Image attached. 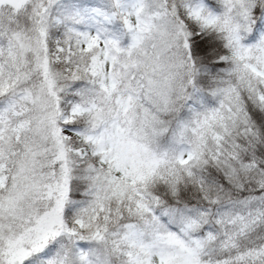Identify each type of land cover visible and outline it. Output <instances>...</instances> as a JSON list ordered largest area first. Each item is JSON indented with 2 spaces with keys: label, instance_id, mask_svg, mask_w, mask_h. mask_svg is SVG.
<instances>
[{
  "label": "snow or ice",
  "instance_id": "snow-or-ice-1",
  "mask_svg": "<svg viewBox=\"0 0 264 264\" xmlns=\"http://www.w3.org/2000/svg\"><path fill=\"white\" fill-rule=\"evenodd\" d=\"M0 264H264V0H0Z\"/></svg>",
  "mask_w": 264,
  "mask_h": 264
}]
</instances>
